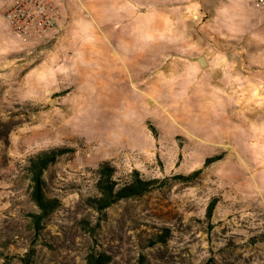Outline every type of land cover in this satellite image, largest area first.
Listing matches in <instances>:
<instances>
[{"label":"rangeland","instance_id":"374dc122","mask_svg":"<svg viewBox=\"0 0 264 264\" xmlns=\"http://www.w3.org/2000/svg\"><path fill=\"white\" fill-rule=\"evenodd\" d=\"M54 1L55 26L28 43L0 6V264H85L92 248L109 264H264V81H224L231 65L264 78L257 5ZM179 2L198 16L160 17ZM51 147L69 150L44 172L59 204L36 231L24 165ZM105 160L120 181L200 172L120 200L96 226L85 197Z\"/></svg>","mask_w":264,"mask_h":264},{"label":"trees","instance_id":"16d2710c","mask_svg":"<svg viewBox=\"0 0 264 264\" xmlns=\"http://www.w3.org/2000/svg\"><path fill=\"white\" fill-rule=\"evenodd\" d=\"M69 149L66 147H51L40 150L26 159L25 176L31 201L36 205L37 212L30 213L29 220L33 229L40 231L46 219L59 204V199L48 194L44 172L55 160ZM207 159L205 163H208ZM200 169L188 175H174L164 178H146L134 169L120 181L116 177V168L108 160L102 161L94 169V191L85 197L86 204L99 214L96 226L106 218V210L120 200L142 196L152 190L160 189L172 179H194ZM209 207V211L212 208ZM26 264H29L28 257ZM110 255L102 250L90 249L85 256V264H109ZM212 264V263H207Z\"/></svg>","mask_w":264,"mask_h":264},{"label":"built area","instance_id":"2783aa9c","mask_svg":"<svg viewBox=\"0 0 264 264\" xmlns=\"http://www.w3.org/2000/svg\"><path fill=\"white\" fill-rule=\"evenodd\" d=\"M4 18L23 43L42 39L59 17L54 0H8ZM264 15V0H250Z\"/></svg>","mask_w":264,"mask_h":264},{"label":"crops","instance_id":"0c3cea01","mask_svg":"<svg viewBox=\"0 0 264 264\" xmlns=\"http://www.w3.org/2000/svg\"><path fill=\"white\" fill-rule=\"evenodd\" d=\"M8 3H9L8 0H0V6H3L4 10L6 9ZM195 4L199 7V6H201L202 3H200V1L197 0V2H195ZM189 6H193V3L192 2H188L186 4L185 3L182 4L181 2H179V3L175 4V6L170 5L167 10L162 11L160 13V17L162 19L167 20V21H176L178 19L177 15L180 14L182 19L191 20L192 17H196L198 15H196V13H194L195 9L189 8ZM199 10H200V8H199ZM188 35H192V33L189 32ZM251 57H252V55L249 58H251ZM253 58H257V57L253 56ZM205 59H206V57H205ZM206 63L208 65L212 64V62L209 61V59H206ZM189 64L191 66H193V68H197L198 69V73H200L198 64L195 65L192 62L189 63ZM224 66H226V64ZM232 66L233 65H231L229 68L226 67L224 69V77H225L224 81H238V80L239 81H243V79H244V81H249L251 79L252 75H254V72H257V73H255V75L259 76V78H258L259 81H264L263 75L260 73L262 71L261 68H255V69H250L249 68V70L246 69L247 70L246 73H242L241 77L239 78V77H233V74H232V71H231ZM235 69H236V67H235ZM219 75H220V73L219 72L217 73V69H214L213 81H215V77H219Z\"/></svg>","mask_w":264,"mask_h":264},{"label":"water","instance_id":"95a60500","mask_svg":"<svg viewBox=\"0 0 264 264\" xmlns=\"http://www.w3.org/2000/svg\"><path fill=\"white\" fill-rule=\"evenodd\" d=\"M197 59H198V61H199V63L201 65H205L206 64V59H205L204 55L199 56Z\"/></svg>","mask_w":264,"mask_h":264}]
</instances>
